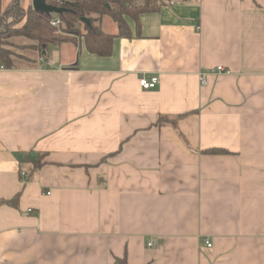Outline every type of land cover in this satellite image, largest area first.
<instances>
[{
  "label": "crops",
  "instance_id": "crops-1",
  "mask_svg": "<svg viewBox=\"0 0 264 264\" xmlns=\"http://www.w3.org/2000/svg\"><path fill=\"white\" fill-rule=\"evenodd\" d=\"M126 21L108 57L0 65V264H264V0Z\"/></svg>",
  "mask_w": 264,
  "mask_h": 264
},
{
  "label": "trees",
  "instance_id": "trees-1",
  "mask_svg": "<svg viewBox=\"0 0 264 264\" xmlns=\"http://www.w3.org/2000/svg\"><path fill=\"white\" fill-rule=\"evenodd\" d=\"M171 0H49L48 3L65 8L67 11L60 15L46 16L35 12L31 7L22 8L18 0H13L0 15V65L7 70L16 69L19 63L39 64L45 61L49 46L72 43L79 46L81 42L85 49L100 57L112 54L115 38H132L133 32L126 19L134 23V33L140 37L141 24L139 16L155 13ZM108 16L117 26L118 32L108 34L102 31L100 21ZM53 18L60 20L59 27L51 26ZM86 18L89 24L82 21ZM18 39L24 41H18ZM28 52V53H26ZM176 117L172 120L160 118L157 125L170 123L176 128ZM204 154L226 153L219 149H211ZM27 156V155H26ZM44 154L36 159H19L20 166L29 163L30 169L24 174V180L30 181L42 166ZM22 170V169H21ZM18 195L8 205H16ZM115 264H126L125 258L116 259Z\"/></svg>",
  "mask_w": 264,
  "mask_h": 264
},
{
  "label": "water",
  "instance_id": "water-1",
  "mask_svg": "<svg viewBox=\"0 0 264 264\" xmlns=\"http://www.w3.org/2000/svg\"><path fill=\"white\" fill-rule=\"evenodd\" d=\"M48 1L49 0H31V7L35 12L44 14L46 16L60 15L67 11L65 8L49 4ZM82 21L89 24V21L86 18H82Z\"/></svg>",
  "mask_w": 264,
  "mask_h": 264
},
{
  "label": "built area",
  "instance_id": "built-area-1",
  "mask_svg": "<svg viewBox=\"0 0 264 264\" xmlns=\"http://www.w3.org/2000/svg\"><path fill=\"white\" fill-rule=\"evenodd\" d=\"M50 24L53 27H59L61 25V22L59 19L53 18ZM216 70L217 72L227 73V71H225L222 67H217ZM156 84H157V78H151L150 80H146L145 78L141 77L139 79V85L144 90L152 89ZM21 175L25 176L24 173H22ZM149 246H151V244H149ZM207 246L210 247V244L207 243Z\"/></svg>",
  "mask_w": 264,
  "mask_h": 264
},
{
  "label": "rangeland",
  "instance_id": "rangeland-1",
  "mask_svg": "<svg viewBox=\"0 0 264 264\" xmlns=\"http://www.w3.org/2000/svg\"><path fill=\"white\" fill-rule=\"evenodd\" d=\"M18 3L24 9H26L27 7H31V0H18ZM18 41H24V40L18 39Z\"/></svg>",
  "mask_w": 264,
  "mask_h": 264
}]
</instances>
